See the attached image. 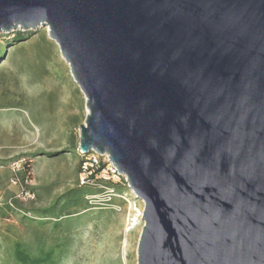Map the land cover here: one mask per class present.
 Wrapping results in <instances>:
<instances>
[{
	"label": "water",
	"instance_id": "water-1",
	"mask_svg": "<svg viewBox=\"0 0 264 264\" xmlns=\"http://www.w3.org/2000/svg\"><path fill=\"white\" fill-rule=\"evenodd\" d=\"M40 27L144 203L138 264H264V0H0V35Z\"/></svg>",
	"mask_w": 264,
	"mask_h": 264
},
{
	"label": "rangeland",
	"instance_id": "rangeland-1",
	"mask_svg": "<svg viewBox=\"0 0 264 264\" xmlns=\"http://www.w3.org/2000/svg\"><path fill=\"white\" fill-rule=\"evenodd\" d=\"M87 114L47 27L0 35V264H138L142 200L123 176L81 185Z\"/></svg>",
	"mask_w": 264,
	"mask_h": 264
},
{
	"label": "built area",
	"instance_id": "built-area-1",
	"mask_svg": "<svg viewBox=\"0 0 264 264\" xmlns=\"http://www.w3.org/2000/svg\"><path fill=\"white\" fill-rule=\"evenodd\" d=\"M79 154L82 157V173L83 175H86L81 181V185H86L90 181V176L92 174L96 175V179L102 174L106 173L109 178H116V177H121L119 174L117 168L114 166L113 163H111L109 157L107 165L103 164L101 160V155H98L96 152L92 151L90 153H83L79 149Z\"/></svg>",
	"mask_w": 264,
	"mask_h": 264
},
{
	"label": "trees",
	"instance_id": "trees-1",
	"mask_svg": "<svg viewBox=\"0 0 264 264\" xmlns=\"http://www.w3.org/2000/svg\"><path fill=\"white\" fill-rule=\"evenodd\" d=\"M82 173V161H81V164H80V174ZM97 179H96V175H94V174H92L91 176H90V181H89V183H87L86 185H93V184H96L97 183ZM86 185H84V186H86Z\"/></svg>",
	"mask_w": 264,
	"mask_h": 264
},
{
	"label": "bare ground",
	"instance_id": "bare-ground-1",
	"mask_svg": "<svg viewBox=\"0 0 264 264\" xmlns=\"http://www.w3.org/2000/svg\"><path fill=\"white\" fill-rule=\"evenodd\" d=\"M64 59V58H63ZM65 60V59H64ZM69 67H70V65H69ZM75 81V80H74Z\"/></svg>",
	"mask_w": 264,
	"mask_h": 264
}]
</instances>
